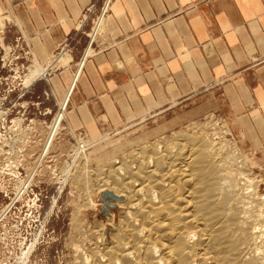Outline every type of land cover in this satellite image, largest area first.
Here are the masks:
<instances>
[{"label": "crops", "instance_id": "1", "mask_svg": "<svg viewBox=\"0 0 264 264\" xmlns=\"http://www.w3.org/2000/svg\"><path fill=\"white\" fill-rule=\"evenodd\" d=\"M91 2L0 0L7 40L20 35L38 65L58 46L69 56L47 82L58 104L80 69L69 129L95 137L175 110L216 112L245 150L264 148V0H110L88 44L75 30Z\"/></svg>", "mask_w": 264, "mask_h": 264}, {"label": "rangeland", "instance_id": "2", "mask_svg": "<svg viewBox=\"0 0 264 264\" xmlns=\"http://www.w3.org/2000/svg\"><path fill=\"white\" fill-rule=\"evenodd\" d=\"M104 1L92 0L84 12L89 6H94L93 11L87 17L85 16L86 20L80 24L78 31L75 30L77 33L82 26L86 27L85 36L88 38V44L93 43V39L102 33V26L101 32L98 33L94 28L100 25L94 26L93 23L99 22L102 16L97 21L92 18L98 14ZM1 20L3 22L0 21V95L6 93V96L14 101L10 106L15 108L14 112H19L23 123L29 119L34 123L31 130H34L35 134L30 136L31 144L24 155L23 167L26 179L34 178V182H38L34 185V190L43 197L42 212H48L49 215L45 229L39 235L38 245L29 256L32 264H78L83 258L89 260V256L95 251L96 241L94 242L92 238L95 227L105 222L111 212L117 213L121 210L118 206L111 204L110 196L106 191H100L98 186L101 183L98 179L106 175L104 171L107 166L112 161L126 157L129 153L137 152L145 146L148 148L165 143L173 144L175 137L181 134L193 137L194 141L198 140L197 142L200 138L211 141L216 153L214 160L218 163L221 161L220 163L225 164L227 170H232H229L234 177L233 179L232 175L230 176L231 184L237 183L247 189V193L243 194L242 202L252 201L254 204L251 203L252 206L246 207L245 214L251 215L257 212L253 211L254 208L264 214V148L257 151L245 150L244 146L238 144L237 139L231 134L228 123L220 114L210 112L192 116L175 110L152 122L147 120L127 124L115 130H99L95 132V137L89 136L81 128L71 130L65 123L66 102L80 69L75 72L63 103L58 104L55 93L49 88L47 82L50 83V76L58 75V71L62 70L61 67L67 65L61 67L55 65V60L67 55L62 52L63 47L58 46L47 65H38L20 35L14 36L11 40L5 38L7 31L4 23L10 20ZM93 34L94 37H92ZM66 44L69 43L66 42ZM9 50H12V54ZM4 51L6 54H3ZM90 52H92L91 48L88 49L87 55ZM81 59L82 56L77 61ZM81 64L82 62L77 68H80ZM31 67L46 69V73L26 85L24 79ZM55 124H58L59 128L52 135L48 156L46 155L47 157L42 159L43 162L34 167L37 159L39 160L40 150ZM77 133L84 136V140L81 141L87 146L85 150L80 148L81 150L78 151L80 158L78 160L74 159L77 148L72 147ZM20 141L23 142V140ZM5 187L10 192H14L7 185ZM2 190L0 186V209L10 202L9 198L2 194ZM246 205L247 202L243 206ZM22 209H25L23 199L17 201L11 210L12 213H16L17 210ZM259 223L264 231V221ZM262 233L260 235L264 239V232ZM16 245L7 247L8 249L0 247V261L6 264L8 260L20 259L30 248L22 252L23 249ZM30 245L34 247V241ZM263 247L264 244L262 251ZM263 253L264 251L261 252L262 255Z\"/></svg>", "mask_w": 264, "mask_h": 264}, {"label": "bare ground", "instance_id": "3", "mask_svg": "<svg viewBox=\"0 0 264 264\" xmlns=\"http://www.w3.org/2000/svg\"><path fill=\"white\" fill-rule=\"evenodd\" d=\"M55 61L57 66L67 63L66 58ZM45 73L46 69L31 67L24 82L28 85ZM31 124L17 131L13 143L14 153L21 154V166L35 134ZM58 128L55 124L50 131L34 167L48 156ZM197 141L181 134L173 144L145 146L107 166L96 184L111 194V204L121 210L95 227V251L78 264H264L260 235L264 231L259 223L264 214L256 208L252 216L245 214L253 204L245 201L243 206L247 189L231 184V169L214 160L211 141ZM80 150L74 152V159L78 160ZM28 247V251L33 248Z\"/></svg>", "mask_w": 264, "mask_h": 264}, {"label": "built area", "instance_id": "4", "mask_svg": "<svg viewBox=\"0 0 264 264\" xmlns=\"http://www.w3.org/2000/svg\"><path fill=\"white\" fill-rule=\"evenodd\" d=\"M109 1H104L98 14L92 18L93 20L97 21L100 16L106 13ZM93 8L94 6H89L82 13L83 15L78 26L86 20V17L93 11ZM93 23L94 26H97L95 25L96 22ZM9 52L12 54V50H9ZM3 54H6V52L4 51ZM11 103H14V101L9 99L6 93L0 95V186L3 188L2 194L9 198L10 201L0 209V247L8 249L7 247H13L17 244L16 247L23 249L22 252H25L31 242L34 241V247L32 250L26 251L25 259L20 260L19 258H15L8 260L9 262L6 263L32 264L29 256L38 245L39 235L45 229L49 215L48 212H42L41 200L43 197L39 192L34 190V185L38 182H34V178H30L29 183L25 182L27 176H25L24 167L20 165L21 154L18 152L15 154L13 151V143L18 134L17 131L27 130L26 127L32 124L30 119L26 123H23V118L19 116V112H14L15 108L10 106ZM81 140H84V136L77 133L72 147L78 150L80 148L85 150L87 146ZM5 185L13 189L14 192H10ZM21 199H23L25 209L12 213V207ZM0 264L5 263L0 261Z\"/></svg>", "mask_w": 264, "mask_h": 264}, {"label": "water", "instance_id": "5", "mask_svg": "<svg viewBox=\"0 0 264 264\" xmlns=\"http://www.w3.org/2000/svg\"><path fill=\"white\" fill-rule=\"evenodd\" d=\"M107 195L110 196V198H112L111 194L109 192H107Z\"/></svg>", "mask_w": 264, "mask_h": 264}]
</instances>
